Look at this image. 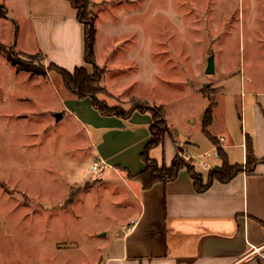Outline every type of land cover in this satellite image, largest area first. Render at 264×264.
I'll return each mask as SVG.
<instances>
[{
	"label": "rangeland",
	"instance_id": "obj_1",
	"mask_svg": "<svg viewBox=\"0 0 264 264\" xmlns=\"http://www.w3.org/2000/svg\"><path fill=\"white\" fill-rule=\"evenodd\" d=\"M37 1L0 0V264H101L100 229L111 224L108 237L124 231L114 220L128 219L119 201L138 202L114 172L90 170L88 129L62 116L67 89L47 69L36 30L44 22L52 31L67 16L36 12ZM89 11L98 13L109 61L103 84L117 96L99 95L109 105L129 108L124 101L140 95L163 101L178 133H199L202 111L220 93L264 90V0H91ZM1 44L47 73L14 65ZM52 53L75 60L76 49L69 39L65 56ZM78 193L75 206H62Z\"/></svg>",
	"mask_w": 264,
	"mask_h": 264
},
{
	"label": "crops",
	"instance_id": "obj_2",
	"mask_svg": "<svg viewBox=\"0 0 264 264\" xmlns=\"http://www.w3.org/2000/svg\"><path fill=\"white\" fill-rule=\"evenodd\" d=\"M35 8L40 14L51 12L67 16L64 22L56 23L52 31L44 22L40 24L36 30L40 52L70 70L85 66L91 71L89 66L93 65L84 58V25L70 1L40 3L38 0ZM69 22L72 28H68ZM96 26V61L105 69V81L109 61L100 52L103 40L98 13ZM69 39L76 49L75 60L65 56ZM60 40L65 43L62 49ZM52 50L65 58L55 57ZM248 96L254 100L250 106L246 101ZM61 105L62 116L74 117L88 129L96 153L95 162L101 165L98 170L114 172L138 202V208H133L131 202L119 201L128 219L114 220H122L124 231L108 237L111 224L100 229L106 234L100 243L101 264H264V160L256 164L255 171H242L227 182L214 180L201 192L195 188L186 168L174 180L157 181L150 188H144L142 181L131 177L130 173L137 174L146 168L142 153L152 140V115L140 111L129 118L105 115L93 105L91 97L80 99L68 89ZM212 106L210 134L202 132L205 109L196 128L199 133L189 128L180 134L171 123V133L166 135L164 145L154 147L151 156L170 166L179 147L183 146L182 151L204 174L205 181L213 167L223 164L218 146L225 149L230 163H245L247 137H250L257 157L264 158V90H245L240 97L235 93H220ZM189 120L193 122L195 117L190 114ZM80 193L70 204L66 199L67 203L62 206H75Z\"/></svg>",
	"mask_w": 264,
	"mask_h": 264
},
{
	"label": "trees",
	"instance_id": "obj_3",
	"mask_svg": "<svg viewBox=\"0 0 264 264\" xmlns=\"http://www.w3.org/2000/svg\"><path fill=\"white\" fill-rule=\"evenodd\" d=\"M71 5L77 10V17L84 25V47L85 61L91 63L94 67L93 72H90L85 66H78L73 70L59 65L56 62L49 60L50 70H57L66 88L76 97L82 99L91 97L93 105L105 115H117L123 118H129L135 111L148 112L152 115V123L150 124V132L152 140L146 145L142 153V158L146 163V168L137 173H130L131 177H137L142 181L144 188H150L155 182H168L178 177L180 171L186 168L193 180L197 191H205L210 187L214 180L223 182L230 181L234 176L242 171L253 172L256 169V164L264 158H258L253 141L247 137V159L245 163H230L225 149L218 146V153L223 159V164L215 166L209 171V178L205 181L203 173L199 172L192 162L185 160L180 154H176L170 166L163 161L153 158L150 154L151 150L160 145H164L166 135L171 133V127L167 119V110L164 105H153L149 100L140 96H133L124 101V104L130 105L125 108L123 104L109 105L106 100L99 97L100 94L111 95L109 90L104 86L105 69L98 65L96 61L95 43L97 26L96 19L90 15L89 6L91 0H69ZM0 11V15H4ZM3 49L5 45L1 44ZM9 60L19 67H22L33 74H46L47 69H38L30 64L21 62L15 55L13 50H7ZM45 56V55H44ZM213 121V106L210 104L205 112L203 119V130L210 134L209 126ZM218 143L217 139L213 137ZM72 198L68 201L70 202Z\"/></svg>",
	"mask_w": 264,
	"mask_h": 264
},
{
	"label": "built area",
	"instance_id": "obj_4",
	"mask_svg": "<svg viewBox=\"0 0 264 264\" xmlns=\"http://www.w3.org/2000/svg\"><path fill=\"white\" fill-rule=\"evenodd\" d=\"M184 155H185L186 157H188L187 154H185V152H184ZM188 158H189V157H188ZM100 167H101L100 163H99V162H96V163L92 166V170H93V171H96V170H98ZM262 254H264V253H262Z\"/></svg>",
	"mask_w": 264,
	"mask_h": 264
},
{
	"label": "water",
	"instance_id": "obj_5",
	"mask_svg": "<svg viewBox=\"0 0 264 264\" xmlns=\"http://www.w3.org/2000/svg\"><path fill=\"white\" fill-rule=\"evenodd\" d=\"M214 70V64H213V59L211 58L210 60V65H209V68H208V71L209 72H212Z\"/></svg>",
	"mask_w": 264,
	"mask_h": 264
}]
</instances>
